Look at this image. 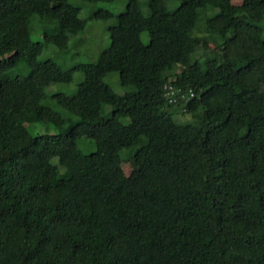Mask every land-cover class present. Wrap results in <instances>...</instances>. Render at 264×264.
Wrapping results in <instances>:
<instances>
[{
	"label": "trees",
	"instance_id": "trees-1",
	"mask_svg": "<svg viewBox=\"0 0 264 264\" xmlns=\"http://www.w3.org/2000/svg\"><path fill=\"white\" fill-rule=\"evenodd\" d=\"M125 1L91 15L117 20L97 60L62 69L32 32L65 50L79 7L0 0V264H264V0ZM196 34L214 48L191 61ZM168 81L193 96L168 103Z\"/></svg>",
	"mask_w": 264,
	"mask_h": 264
},
{
	"label": "rangeland",
	"instance_id": "rangeland-1",
	"mask_svg": "<svg viewBox=\"0 0 264 264\" xmlns=\"http://www.w3.org/2000/svg\"><path fill=\"white\" fill-rule=\"evenodd\" d=\"M125 0H111V1H97L88 2L85 0H70V3L78 6L79 16L85 19V28L82 32L77 35H71L69 38L68 46L65 50H59L55 45L47 42L42 34L37 29V24L34 25V31L32 32L33 40L43 42L42 52L39 54V59L51 58L54 60L62 69H67L74 64L80 62H93L96 61L100 53L107 48L109 45V28L113 26L117 20L116 17L109 19H96L91 17L93 11L97 9H107L113 12L114 15L122 12L125 8ZM148 0H140L142 11L147 12L146 3ZM234 4H240L241 0H232ZM179 0H167L166 6L172 9L177 6ZM264 26V20L262 21ZM37 29V30H36ZM264 36V30H263ZM141 39L144 43L148 42V34L146 31L141 33ZM214 48V44L208 41L204 35L196 34L195 37V51L191 54L190 59L201 58L207 51ZM180 69L177 68L176 71ZM22 70V73H25ZM83 75L79 71L73 73V79L69 83H54L46 88L47 96L44 98L43 103L55 108L57 110L62 109L56 104L51 94L55 91H63L67 94H72L76 91L78 83L82 80ZM105 81L109 83L112 89L116 92H122L117 79L116 73H110L105 77ZM264 89V85H263ZM109 106L105 107V111L109 110ZM179 122H187L190 117L185 114H178L175 117ZM124 123L128 122V118H121ZM23 124L28 126V130L31 133H53L58 132V129L53 126L52 123L36 122L28 124L26 119H22ZM77 144L83 152L94 150V144L86 137H80L77 139ZM130 151L127 148H122L119 152V165L122 171L128 175L131 172V165L129 162Z\"/></svg>",
	"mask_w": 264,
	"mask_h": 264
},
{
	"label": "built area",
	"instance_id": "built-area-1",
	"mask_svg": "<svg viewBox=\"0 0 264 264\" xmlns=\"http://www.w3.org/2000/svg\"><path fill=\"white\" fill-rule=\"evenodd\" d=\"M163 95L168 103L174 104L178 101L186 103L193 96V92L190 89L184 91L181 87L168 81L163 86Z\"/></svg>",
	"mask_w": 264,
	"mask_h": 264
}]
</instances>
